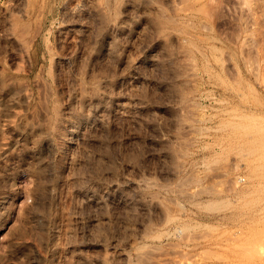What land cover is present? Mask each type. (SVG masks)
Returning <instances> with one entry per match:
<instances>
[{"label": "rangeland", "instance_id": "374dc122", "mask_svg": "<svg viewBox=\"0 0 264 264\" xmlns=\"http://www.w3.org/2000/svg\"><path fill=\"white\" fill-rule=\"evenodd\" d=\"M194 2L0 0V264H264V0Z\"/></svg>", "mask_w": 264, "mask_h": 264}, {"label": "bare ground", "instance_id": "6f19581e", "mask_svg": "<svg viewBox=\"0 0 264 264\" xmlns=\"http://www.w3.org/2000/svg\"><path fill=\"white\" fill-rule=\"evenodd\" d=\"M198 1H199V0H196V2H198ZM196 2H194V3H196ZM192 3H193V2H192ZM203 5H205V3H203L202 6H203ZM192 6H193V5H192ZM202 6H201V7H202ZM211 6H212V5H211ZM211 6H209V7L211 8ZM189 7L191 8V6H189ZM203 7H204V6H203ZM203 7H202V8H203ZM198 8H200V6L197 7L196 9H198ZM204 8H205V7H204ZM204 8H203L202 10H204ZM41 9H42V8H41ZM191 9H192V8H191ZM207 9H208V8H207ZM42 10H43V9H42ZM199 10H200V9H199ZM205 10H206V9H205ZM192 11H193V10H192ZM195 11H196V10H195ZM199 12H200V11H198V13H199ZM207 12H208V11H206L205 13H207ZM202 13H203V12H202ZM200 14H201V12H200ZM208 14H209V13H208ZM208 14H207V16H208ZM203 15H205V14L203 13ZM190 16H191V15H190ZM205 16H206V15H205ZM162 17H163V16H162ZM163 18H164V17H163ZM159 20H160V18H159ZM195 20H196V19H195ZM191 23H193V22H191ZM196 23H197V22H196ZM163 25H164V24H163ZM192 25H193V24H192ZM198 25H199V24H198ZM19 26H20V25H19ZM194 26H195V25H194ZM194 26H193V27H194ZM15 27H16V26H15ZM206 27H207V26H206ZM23 28H24V27H23ZM164 28H166V27H164ZM186 28H187V27H186ZM20 29H22V28H20ZM20 29H19V30H20ZM192 29H193V28H192ZM167 30H168V29H167ZM20 31H21V30H20ZM163 32H164V31H163ZM185 32H186V31H185ZM200 32H201V31H200ZM186 33H187V32H186ZM189 35H191V33H190ZM193 37H194V36H193ZM202 37H203V36H202ZM191 38H192V37H191ZM197 38H200V37L198 36ZM204 38H205V37H204ZM204 38H202V39H204ZM206 38H207V37H206ZM206 38H205V39H206ZM200 39H201V38H200ZM205 39H204V40H205ZM211 39H212V38H211ZM184 40H185V39H183V41H184ZM196 40H197V39H196ZM206 40H207V39H206ZM212 40H213V39H212ZM201 41H202V40H201ZM216 41H217V40H216ZM193 42H194V41H193ZM189 43H190V44H193V43H191V41H189ZM183 44H184V43H183ZM187 44H188V42H187ZM191 46H192V45H191ZM191 46H190V47H191ZM195 46H197V45H195ZM190 47H189V48H190ZM192 47H193V46H192ZM194 48H195V47H194ZM208 48H209V47H208ZM211 48H212V47H211ZM211 50H212V49H211ZM197 51H198V50H197ZM215 52H216V51H215ZM189 53H190V52H189ZM191 53H192V51H191ZM199 54H200V51H199ZM221 54H222V53H221ZM193 55H194V53H193ZM209 56H210V55H209ZM193 59H194V58H193ZM205 60H206V59H205ZM207 63H208V62H207ZM209 64H210V63H209ZM206 72H207V71H206ZM207 77H208V76H207ZM222 77H223V76H222ZM213 78H215V77H213ZM218 78H219V77H218ZM220 81H221V80H220ZM214 82H216V81H214ZM220 83H221V82H220ZM220 83H219V84H220ZM97 84H99V82H98ZM97 84H96V85H97ZM99 85H100V84H99ZM97 86H98V85H97ZM202 86H203V85H202ZM197 90H198V89H197ZM95 95H97V94H95ZM188 95H189V94H188ZM188 95H187V96H188ZM183 99H184V97H183ZM57 108H58V107H57ZM57 108H56V109H57ZM53 110H55V109H53ZM57 112H58V111H57ZM54 113H55V112H54ZM57 116H58V115H57ZM233 117H234V116H233ZM246 118H247V117H246ZM53 119H54V117H53ZM56 119H57V118H56ZM249 119H250V118H249ZM53 121H54V120H53ZM253 121H254V120H253ZM249 122H250V121H249ZM251 122H252V121H251ZM225 125H226V124H225ZM238 127H239V125H238ZM240 128H241V127H240ZM245 128H246V126H245ZM255 128H256V127H255ZM232 129H233V128H232ZM243 129H244V126H243ZM236 130H237V129H236ZM250 130H251V129H250ZM252 130H253V129H252ZM258 130H259V129H258ZM258 130H257V131H258ZM244 135H245V134H244ZM250 135H251V134H250ZM260 136H261V135H260ZM260 139H261V138H260ZM263 140H264V139H263ZM259 141H260V140H259ZM254 142H255V140H254ZM246 153H247V152H246ZM246 153H245V154H246ZM245 154H244V155H245ZM245 156H246V155H245ZM261 167H264V166L261 165ZM261 169H262V168H261ZM237 178H238V177H237ZM236 181H237V180H236ZM236 181H235V182H236ZM209 203H211V202H209ZM218 203H220V202H218ZM214 206H215V204H214ZM207 207H208V206H207ZM209 207H210V206H209ZM215 207H216V206H215ZM218 207H219V206H218ZM210 208H212V205H211ZM214 210H216V209H214ZM167 215H168V214H167ZM169 219H170V218H169ZM171 220H172V219H171ZM167 222H168V221H167Z\"/></svg>", "mask_w": 264, "mask_h": 264}]
</instances>
